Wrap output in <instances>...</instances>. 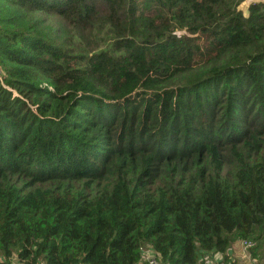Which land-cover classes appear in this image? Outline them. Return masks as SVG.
<instances>
[{"label": "trees", "instance_id": "trees-1", "mask_svg": "<svg viewBox=\"0 0 264 264\" xmlns=\"http://www.w3.org/2000/svg\"><path fill=\"white\" fill-rule=\"evenodd\" d=\"M242 1L0 0V264L260 259L264 0Z\"/></svg>", "mask_w": 264, "mask_h": 264}, {"label": "built area", "instance_id": "built-area-1", "mask_svg": "<svg viewBox=\"0 0 264 264\" xmlns=\"http://www.w3.org/2000/svg\"><path fill=\"white\" fill-rule=\"evenodd\" d=\"M1 78V76H0ZM243 246L245 248H250L254 246V242L249 239H241ZM228 254L227 257H225L224 254ZM205 264H234L233 262V256L228 252V249L226 252H215L213 254L205 253L204 255ZM250 264H255V260L251 259ZM135 264H161L159 256L155 254V251L150 245H147L142 248L141 257Z\"/></svg>", "mask_w": 264, "mask_h": 264}, {"label": "rangeland", "instance_id": "rangeland-1", "mask_svg": "<svg viewBox=\"0 0 264 264\" xmlns=\"http://www.w3.org/2000/svg\"><path fill=\"white\" fill-rule=\"evenodd\" d=\"M252 1H258V0H243V1L241 2V4L239 5V8H240L244 13H246V12H247V7H248V5H249V3L252 2ZM0 74H1V71H0ZM240 240H241V239H239V241H240ZM235 242H237V240L234 241V242L231 244V246H230V248L233 247L234 252H235L237 255H239L238 257H234V256H233V261H234L233 263H234V264H250V263H251V262H250L251 259H254V260H255V264H264V248H261V249L259 250V253H260V259H259L258 255H254V254H253V251H252L251 247H250V248H245V247L243 246L242 241L239 242L238 244H236V245L233 246V244H234ZM146 245H147V243H146ZM200 260H201V262H200ZM15 262H16V261H15ZM199 262H200V264H205L204 256H203L202 259L199 258ZM161 264H163L162 260H161Z\"/></svg>", "mask_w": 264, "mask_h": 264}, {"label": "crops", "instance_id": "crops-1", "mask_svg": "<svg viewBox=\"0 0 264 264\" xmlns=\"http://www.w3.org/2000/svg\"><path fill=\"white\" fill-rule=\"evenodd\" d=\"M240 241L239 240H237V242H235L234 244H233V246L234 245H236V244H238ZM228 252L230 253V254H232V256H234V257H238L239 255H237L235 252H234V250H233V247L232 248H228Z\"/></svg>", "mask_w": 264, "mask_h": 264}]
</instances>
